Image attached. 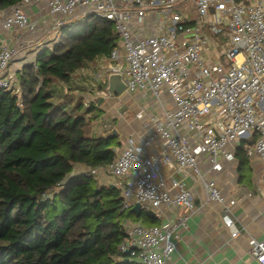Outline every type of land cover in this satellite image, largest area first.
I'll list each match as a JSON object with an SVG mask.
<instances>
[{
	"label": "built area",
	"instance_id": "built-area-1",
	"mask_svg": "<svg viewBox=\"0 0 264 264\" xmlns=\"http://www.w3.org/2000/svg\"><path fill=\"white\" fill-rule=\"evenodd\" d=\"M39 1L0 11V32L20 37L36 31L25 9ZM94 15L112 21L120 37L108 59L119 68L110 66L107 76L121 73L129 93L150 91L159 104L167 94L173 101V108L162 106L161 117L150 118L151 133L141 143L130 142L110 165L87 170L121 191V211L140 204L160 220L150 227L125 220L120 251L137 264H170L188 228V216L173 217V211H192L193 195L178 179L172 194L161 165L194 175L208 201L222 204L223 223L237 237V201L225 199L200 163L207 156L212 171L222 170L223 161L235 159L228 147L241 141L249 159L264 162V0H48L56 35L64 25ZM18 55L10 44L0 49V87L17 90V73L9 70ZM101 92L109 94L107 88ZM156 146L164 149L163 164L150 153ZM250 255L264 264V240L251 238Z\"/></svg>",
	"mask_w": 264,
	"mask_h": 264
},
{
	"label": "trees",
	"instance_id": "trees-1",
	"mask_svg": "<svg viewBox=\"0 0 264 264\" xmlns=\"http://www.w3.org/2000/svg\"><path fill=\"white\" fill-rule=\"evenodd\" d=\"M22 1L0 0V11ZM60 32L61 40L17 72V90L0 87V264H137L119 249L123 222L160 220L121 211V191L87 171L110 165L112 147L122 143L103 136L108 123L93 130L103 108L82 98L73 104L71 96L76 73L109 59L120 37L112 21L95 15ZM58 87L67 95L56 103ZM244 143L236 150L240 170L249 159Z\"/></svg>",
	"mask_w": 264,
	"mask_h": 264
},
{
	"label": "crops",
	"instance_id": "crops-1",
	"mask_svg": "<svg viewBox=\"0 0 264 264\" xmlns=\"http://www.w3.org/2000/svg\"><path fill=\"white\" fill-rule=\"evenodd\" d=\"M25 10L31 16V21L36 23V31L24 32L20 37L18 36L20 34L14 36L6 31L0 32V49L4 43L14 46L17 50L20 49L18 60L13 64L14 69L18 70L17 66H21V69L26 62H33L36 59L37 55L27 59V56L23 55L27 50L52 41L56 34L49 26L48 0L32 3ZM23 45L27 48L22 49ZM75 77L74 83H78ZM130 94L132 96L130 103L133 102L138 106L135 113L142 108V115L149 117V121L150 117H161L162 106L173 108V101L167 94L162 96V104H159L150 91ZM129 110L131 109L123 110L125 115ZM132 117L129 121L124 118V124L121 122L124 129L121 148L130 142L139 144L147 134L151 133L153 126L151 122L145 123L139 116ZM240 145L241 142L239 145L232 144L228 147V150L235 155V159L223 161L220 171L211 170L207 156H204L200 163L201 170L207 174V178L216 182L225 199L237 201L234 216L239 235L235 238L232 237L233 230L223 223L222 204L208 201L203 184L194 175L175 174L173 167L161 165L160 174L168 177V190L172 194L177 191L173 187V179L183 181L186 189L192 193L195 204L190 212L181 208L173 211V217L177 214L188 216V228L181 232V241L177 244L170 264H259L250 255V240L251 238L264 240V162L258 158L248 159L245 168L240 170V160L236 156V150ZM163 151L161 146H156L150 153L163 164L164 157L161 155Z\"/></svg>",
	"mask_w": 264,
	"mask_h": 264
},
{
	"label": "rangeland",
	"instance_id": "rangeland-1",
	"mask_svg": "<svg viewBox=\"0 0 264 264\" xmlns=\"http://www.w3.org/2000/svg\"><path fill=\"white\" fill-rule=\"evenodd\" d=\"M79 20V19H77ZM55 36H53V40L49 41V42H45L42 45L38 46H34L31 49L27 50V52H25L23 55L27 56V59L32 58L33 56L37 55L39 52H41L43 50L44 47H50L52 46V44H54L55 42H57L58 40L62 39V35H64L63 33H59L58 35L54 34ZM65 36V35H64ZM50 43V44H49ZM34 44V43H33ZM32 44V46H33ZM46 45V46H45ZM28 46V45H27ZM27 48L26 45H23V48ZM20 50V49H18ZM17 50V51H18ZM18 60V59H17ZM13 61L12 66L10 67V73H13L14 75L19 72L21 69V66H17L19 68L18 69H14L13 64L17 61ZM34 62V61H33ZM28 62H26L27 64ZM32 63V62H29ZM223 63L228 66V61L226 59H223ZM111 64L110 61L106 58H101L100 60H98L97 62H95L94 64H90L88 67L80 70L77 72L76 75V80H78V83H74L73 87L74 90H78L77 92H73L72 93V97H73V104L76 103V101L79 100V98H82L83 102L86 104H90L91 102H96L98 107H101L105 110V116L100 117L99 119H97L94 124H93V130H98V132L103 131L102 129H104V124L108 123V127H107V131L108 130H112L113 128H117V130L119 131V141L122 142L123 140V133H124V129L121 125V122L124 124V118H126L128 121L130 119H132L133 115L136 117H138L141 112L143 111L142 108L140 110L136 111V108L138 106H135L132 102V104L130 103L132 96L129 92L125 91L124 93L120 94V95H116L111 97L109 94L107 96H102L100 95L101 89H99L100 84H103L104 81L107 79V75H108V70L110 68ZM102 75V76H101ZM16 79V77L14 78V80ZM75 81V80H74ZM16 85V84H15ZM62 91V92H61ZM69 90H67L68 92ZM57 93L55 94L54 97V102H61L63 100V97H65L67 95L63 93V90L60 89L58 87V90L56 91ZM103 97V101L101 102L100 105H98V102L100 101V98ZM131 109L129 110V112L125 115L124 113V109ZM130 114H133L132 116H130ZM122 116V117H120ZM143 117L145 118H141L144 119L143 121H145V123L149 121V117H146L145 115H143ZM152 118V117H150ZM119 119L121 121H119ZM118 121L120 122V124L118 123ZM123 145V144H122ZM121 145V146H122ZM121 149V147L119 148V150Z\"/></svg>",
	"mask_w": 264,
	"mask_h": 264
},
{
	"label": "water",
	"instance_id": "water-1",
	"mask_svg": "<svg viewBox=\"0 0 264 264\" xmlns=\"http://www.w3.org/2000/svg\"><path fill=\"white\" fill-rule=\"evenodd\" d=\"M111 68L113 70H117L119 68V65L117 64H113L111 65ZM126 90V84L123 81V75L121 73H111L108 76V86H107V91L109 93V95L111 97L116 96V95H120L122 93H124ZM103 97L100 98V101L98 102V105L101 104V102L103 101ZM119 131L117 130V128H113L110 131H107L106 133H104V137L108 138V137H119ZM117 147H112V151L117 152ZM114 188L117 189L116 186L113 185ZM132 212L136 213V214H141L142 210H141V206L140 204H136L132 209ZM146 213H148L149 215L154 216V213L152 211H147ZM126 255H128V252L125 253ZM128 260V258H127Z\"/></svg>",
	"mask_w": 264,
	"mask_h": 264
}]
</instances>
